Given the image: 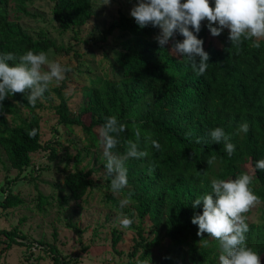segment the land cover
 <instances>
[{
    "label": "trees",
    "instance_id": "16d2710c",
    "mask_svg": "<svg viewBox=\"0 0 264 264\" xmlns=\"http://www.w3.org/2000/svg\"><path fill=\"white\" fill-rule=\"evenodd\" d=\"M36 1L51 4L52 20L61 31L75 33L94 15L92 0H0V55L12 52L19 56L28 50L68 54L52 38L33 36L10 17V9L18 19L31 17L28 9ZM114 31L128 35L122 51L113 60L104 54L107 62L103 60L105 65L102 64L100 74L83 78V70L77 68L83 86L74 96L68 95L62 83L50 84L34 107L23 94H10L2 102L0 146L10 167L22 172L30 166L31 155L39 151H48L50 160L56 158L55 149L41 142L38 112L46 107L69 131L79 128L86 151L102 148L98 130L107 117L116 116L126 130L117 136L119 143L113 152L123 155L126 142L133 140L140 150L148 153L145 158L125 162L128 185L116 192L119 198L106 196L107 202L119 210L120 201L131 193L129 205L139 219L147 218L154 228V238L147 241L143 231L133 226L137 238L130 257L140 252L137 259L145 261L162 247V264H177L181 255L189 264H218L217 240L205 233L203 238L209 241V247H199L198 226L191 219L195 213H202V205L193 208L192 201L211 193L213 179H234L247 173L253 177L250 187L259 197L261 211L257 221H246L249 226L246 243L260 254L264 264V170L255 167L258 160L264 159V39L259 40V48L253 47L254 39L244 40L236 47L231 46L229 32L222 31L216 36L219 42L216 47L207 43L209 30L202 26L198 38L204 41L210 58L206 72L198 76L187 58L173 55L170 46L160 48L154 39L158 28H140L131 16L120 13L117 21L104 31L103 39ZM176 39L183 37L177 35ZM76 95L82 96L84 104L72 117L70 100ZM244 122L249 124V131L236 134ZM136 127L140 129L139 138L135 135ZM216 127L231 135L230 142L235 145L231 157L223 143L211 140L209 133ZM32 129L37 130L34 138L28 135ZM189 132L192 136L186 139ZM196 138L201 142L196 143ZM152 140L159 143V149L153 147ZM213 157V163L208 164ZM79 164L76 158L73 170L64 176L65 202L82 200L92 186L89 180L92 171L79 169ZM16 180L6 183L13 184ZM44 203L40 198V204ZM21 204L19 196L9 190L0 201V208L5 211ZM23 239L13 230H0V245L6 244L4 247L23 245L29 251L35 245L43 247ZM45 247L54 264H72L54 246ZM135 262L130 260L128 264Z\"/></svg>",
    "mask_w": 264,
    "mask_h": 264
},
{
    "label": "rangeland",
    "instance_id": "374dc122",
    "mask_svg": "<svg viewBox=\"0 0 264 264\" xmlns=\"http://www.w3.org/2000/svg\"><path fill=\"white\" fill-rule=\"evenodd\" d=\"M92 1L93 17L75 33L57 28L52 20L49 2L36 1L28 9L31 17L22 16L18 19L11 9L9 11L10 17L33 36L52 38L57 45L68 50V54L49 53L48 56L50 60L72 69L66 73L68 79L51 83L53 86L65 83L64 89L70 96H74V92L83 86L82 75H77V68L83 70V78L100 74L102 64L107 62L104 54L113 60L122 51L128 35L114 31L103 39L104 31L117 21L120 13L130 16V10L137 2L110 0L109 4H105L106 0ZM206 24L207 21L202 22V26ZM207 43L219 46L217 38L210 31ZM83 104L82 96L72 97L70 116L75 117ZM22 112L26 115V110ZM38 113L41 142L49 143L55 149L56 158L50 160L48 151L36 152L31 155L30 166L18 172L10 167L0 146V201L9 190L22 201L16 208L5 211L0 208V230H13L25 238L24 242H38L43 247L39 249L35 245L29 251L23 245H0V264H54L48 252H45V245L54 246L72 264H128L130 260H137L140 252L130 257L137 238L133 226H138L143 231L147 241L154 238L155 231L147 218L137 217L133 206L128 204L117 210L107 202L106 196L119 198V195L111 190V178L105 175L106 158L103 149L90 148L86 151L81 144L83 137L79 128L69 131L58 123L57 116L47 107ZM76 158L80 161L79 169L92 171L89 177L92 186L82 200L65 202L63 179L67 172L73 170ZM15 178L17 180L13 184L6 183ZM40 198L45 201L44 204H40ZM260 211L261 205L256 204L245 214L246 221H257ZM121 214L133 220L130 228L123 229L117 222V216ZM201 246L203 245L199 242V247ZM163 258L164 250L158 247L145 261L148 264H162ZM177 264L189 262L181 255Z\"/></svg>",
    "mask_w": 264,
    "mask_h": 264
},
{
    "label": "clouds",
    "instance_id": "9594fccd",
    "mask_svg": "<svg viewBox=\"0 0 264 264\" xmlns=\"http://www.w3.org/2000/svg\"><path fill=\"white\" fill-rule=\"evenodd\" d=\"M109 3L110 0H106L105 4ZM130 16L140 28H158L155 39L160 48L170 46L173 55L187 58L198 76L206 72L210 58L203 47L204 41L198 38L202 22L207 21L206 27L213 37L227 29L231 46L238 47L244 40L254 39L253 47L259 48V40L264 39V0H214V3L212 0H137L130 10ZM177 35L183 39H176ZM71 70L67 65L50 60L44 51L36 53L28 50L19 56L12 52L0 55V108L10 94H23L34 107L49 90V85L53 81L62 82ZM125 130L126 125L116 116L107 117L98 130L106 158L105 175L111 178L113 192H119L128 185L125 162L148 155L133 140L126 142L123 155L113 152L119 143L117 136ZM248 131L249 124L244 122L236 129V134H246ZM36 134V129L28 132L30 138ZM135 135L140 137L138 127ZM191 136V132L185 134L186 139ZM209 136L215 144L223 143L229 157L233 155L235 145L230 142L231 135L226 134L222 127L212 129ZM195 142L200 143V138H196ZM151 143L156 149L160 148L157 141L152 140ZM214 159L207 163L212 164ZM255 167L264 170V159L258 160ZM252 180L253 177L247 173H241L234 179H213L211 193L192 201L193 208L202 205V213H195L191 223L198 226L197 236L201 237L200 242L204 247L208 246V240L203 238L205 233L219 242L218 264H261L260 254L246 243L249 226L245 214L260 202L250 187ZM131 195L129 193L127 198L120 201L121 209L131 202ZM117 222L123 229L133 224V220L123 214L117 216ZM135 264H148V261L137 259Z\"/></svg>",
    "mask_w": 264,
    "mask_h": 264
}]
</instances>
